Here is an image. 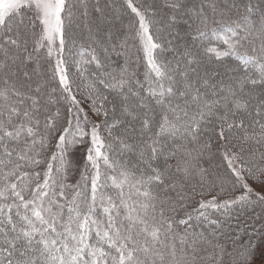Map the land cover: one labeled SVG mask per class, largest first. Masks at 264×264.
Masks as SVG:
<instances>
[{
    "label": "snow or ice",
    "instance_id": "1",
    "mask_svg": "<svg viewBox=\"0 0 264 264\" xmlns=\"http://www.w3.org/2000/svg\"><path fill=\"white\" fill-rule=\"evenodd\" d=\"M0 264H264V0H0Z\"/></svg>",
    "mask_w": 264,
    "mask_h": 264
},
{
    "label": "trees",
    "instance_id": "2",
    "mask_svg": "<svg viewBox=\"0 0 264 264\" xmlns=\"http://www.w3.org/2000/svg\"><path fill=\"white\" fill-rule=\"evenodd\" d=\"M73 71H74V69H73ZM257 211H259V209H257Z\"/></svg>",
    "mask_w": 264,
    "mask_h": 264
}]
</instances>
